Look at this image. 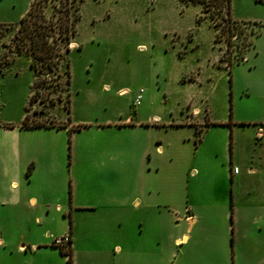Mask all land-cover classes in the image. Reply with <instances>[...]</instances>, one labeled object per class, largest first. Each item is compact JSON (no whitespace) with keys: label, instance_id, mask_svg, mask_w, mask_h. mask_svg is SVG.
<instances>
[{"label":"rangeland","instance_id":"rangeland-1","mask_svg":"<svg viewBox=\"0 0 264 264\" xmlns=\"http://www.w3.org/2000/svg\"><path fill=\"white\" fill-rule=\"evenodd\" d=\"M31 1L0 0V149L21 183L0 186V264H69L53 241L70 230L77 264H264L263 22L243 24L253 42L233 41L230 73L226 21L201 3L80 0L61 85L31 100L57 75L16 46ZM28 113L43 124L23 126ZM71 193L97 208L57 210Z\"/></svg>","mask_w":264,"mask_h":264},{"label":"trees","instance_id":"trees-1","mask_svg":"<svg viewBox=\"0 0 264 264\" xmlns=\"http://www.w3.org/2000/svg\"><path fill=\"white\" fill-rule=\"evenodd\" d=\"M183 1L201 3L204 9L209 12L217 27L220 26V22L216 20L217 15H223L226 22L222 25L224 27H221L217 39H220L224 35V31L227 30L226 37L229 42L228 49L230 53L227 66L230 68L232 64L231 47L234 41L233 36L238 34V38H240L244 35L245 44L253 42L252 39L248 40V32L243 25L248 21L239 20L233 16L232 0ZM51 6L53 10L49 12ZM80 17V0H32L28 10L21 17L20 25L15 35L18 50L25 51L30 55L31 67L37 72L43 73L45 69L57 72L56 76L47 73L43 77L39 76L35 79L34 87L36 90L31 100L37 99L39 86L44 82L52 80L57 81V86L61 85L59 68L66 56L64 47L66 52L70 50L71 38L78 33L77 24ZM259 30L256 32L259 33ZM245 57L246 55L242 56L243 59ZM69 82L70 72H68ZM59 99H61V95H59ZM41 124H43L41 120H31L29 113L22 122L23 126H38ZM68 262L73 264L72 248L69 252Z\"/></svg>","mask_w":264,"mask_h":264},{"label":"crops","instance_id":"crops-1","mask_svg":"<svg viewBox=\"0 0 264 264\" xmlns=\"http://www.w3.org/2000/svg\"><path fill=\"white\" fill-rule=\"evenodd\" d=\"M247 3H248L247 4L248 8H247V11L245 13L241 12L242 10H240L236 6V4L234 3L233 4L234 8L232 11L233 16L239 20H245V21H253V20L258 21L259 20V21L263 22L261 31L257 35V36H259L264 32V0H247ZM250 11H253V12H250ZM230 73H231V70H230ZM196 110L199 111L198 108H196ZM192 118H194V117H192ZM246 125L247 124L243 123L240 126H246ZM254 125L258 126V134H259V131L261 129H263V135H261L260 137L264 139V123L255 122ZM256 135H257V131H256ZM8 163H9V152L7 151V149L2 148V149H0V165L2 167L0 170V186L7 184L9 181V185H8L9 188H11V189L19 188L21 186V183H20V181L14 180L10 177L11 172L9 171V164ZM234 167H238V166L235 165ZM234 167H233V160L231 159L230 160V179H231L232 218H233V222L235 221L236 223H238L239 222L238 217L240 214V208L237 207V205L235 204L234 198L238 197L237 200H239V199H241V197L244 196L243 195L244 188L242 186V183H245V180L243 178L240 179V176L238 177V175L241 173V169H239L238 172H234ZM256 172H257L256 168L253 166H250L249 171H247V174H250V173L253 174ZM27 175H29V171L27 172ZM9 178H11V179H9ZM21 180L24 182V184L27 182V180L24 177H22ZM14 186H16V187H14ZM0 191H1V188H0ZM70 195H71V199L73 198V200L70 201L71 204L70 203L64 204L65 206L63 204H57L56 205L57 210L62 211L63 209L67 210V209H70L72 207L73 211L75 210L77 212V210H95L97 208V206L93 205V204L78 203L76 201V196H74V195L72 196V193ZM247 199H249V198L247 197ZM247 199H246V201H247ZM30 200H31V198L28 199V202ZM33 200H34L33 201L34 203L37 202L36 198H33ZM11 203H12L11 196H7L6 200H4L3 205L8 206L9 204L11 205ZM249 206H251V205H249ZM36 219L38 221H41V215L37 214ZM190 219H191V221H193V219L191 217H190ZM235 228L238 229L237 226H235ZM233 229H234V227H233ZM70 232L73 233L72 230H70ZM187 238H188V234L185 233L183 238H181L180 240L187 239ZM33 245H35L36 250L39 249L40 245L36 246V243H34ZM71 248H72L73 253H74V251L76 250V241L74 240V238L72 239ZM121 248L122 247L120 246L119 250H121ZM20 249L23 250V244L21 245ZM24 250H26V249H24ZM73 264H77V263L74 262V260H73Z\"/></svg>","mask_w":264,"mask_h":264},{"label":"built area","instance_id":"built-area-1","mask_svg":"<svg viewBox=\"0 0 264 264\" xmlns=\"http://www.w3.org/2000/svg\"><path fill=\"white\" fill-rule=\"evenodd\" d=\"M234 40L239 39L238 38V34H235L233 36ZM260 135H263V129H261L259 131ZM239 171V167H234V172H238ZM53 244L55 246H58L59 248H61L62 250L64 249H71V245H72V236L71 233H65L62 236H58L54 239Z\"/></svg>","mask_w":264,"mask_h":264}]
</instances>
